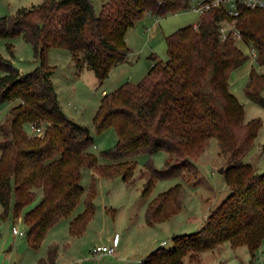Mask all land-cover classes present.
Segmentation results:
<instances>
[{
    "label": "trees",
    "instance_id": "obj_1",
    "mask_svg": "<svg viewBox=\"0 0 264 264\" xmlns=\"http://www.w3.org/2000/svg\"><path fill=\"white\" fill-rule=\"evenodd\" d=\"M190 9L189 0H106L96 9L92 0H44L13 15L0 17V38L22 40L32 47L36 67L20 74L0 54V105L15 103L0 122L1 218L21 217L30 248L38 249L46 233L68 218L84 189L82 172L91 177L84 210L69 223L72 236L81 235L94 215L97 177L120 178L132 184L135 157L164 152L162 169L151 161L140 173L141 195L148 198L158 181L196 170V161L215 139L225 155L223 176L229 194L191 234L175 235L171 247H158L139 264H184L189 256L229 243L245 246L253 256L264 239V173L246 161L262 126L260 119L245 121L244 106L230 92L232 71L249 56L233 37L220 41L219 23L231 20L223 9L200 15L196 29L185 26L165 37L167 59L153 64L137 83L126 82L104 94L93 117L97 134L109 127L117 133L116 145L101 153L109 164H98L88 150L93 138L62 111L48 64L52 49L67 50L77 69L85 62L101 83L129 54L128 30L145 14L157 19ZM243 42L264 67V8H240L236 23ZM7 51L13 57L9 43ZM264 75L252 67L244 94L264 108ZM35 123L42 135L28 134ZM41 191V199L30 209ZM180 183L147 203L148 226L164 222L183 206ZM57 249L50 247L38 264H55Z\"/></svg>",
    "mask_w": 264,
    "mask_h": 264
},
{
    "label": "rangeland",
    "instance_id": "obj_2",
    "mask_svg": "<svg viewBox=\"0 0 264 264\" xmlns=\"http://www.w3.org/2000/svg\"><path fill=\"white\" fill-rule=\"evenodd\" d=\"M43 1L0 0V17L13 15L20 8L38 6ZM105 1L94 0L93 3L96 9H99ZM199 19L200 14L192 9L158 20L145 14L127 32V44L132 50L127 62L111 70L109 77L101 83L85 62L80 69H77L67 50L55 49V52L50 56L49 64L55 66L52 81L62 111L70 120L89 129L93 144L88 152L97 157L98 164L111 163L101 157V153L113 148L118 140L113 127L97 134L93 126V117L103 97L102 91L105 90V94H109L126 82H139L152 65V55L162 61L167 59L165 37L182 27L196 25ZM9 43L13 47L12 64L15 69L24 72L32 71L35 64L37 65L32 47L25 43L21 37L0 38V54L3 57L9 56L7 51ZM238 47L245 55L250 56L248 45L241 46L239 44ZM250 58L252 57L250 56ZM250 64V60L246 61L241 67L232 71L230 76L233 81L231 87L241 90L244 97H246L244 88L247 78L242 77L240 73L248 70ZM254 67L260 70L257 65ZM238 76L243 79L235 78ZM5 114L6 112L0 116V120ZM24 129L28 134L31 133L28 125ZM166 158L167 154L164 152L136 156L137 170L129 188L125 187L120 178H101L98 180L97 177V196L93 201L96 215L93 222L87 226V233L82 238L75 239L71 244L72 252L68 256V250L62 248L67 245L66 242L71 238L68 232V223L84 210V200L91 180L90 169L83 170L80 185L84 189V194L77 207L70 217L63 218L55 230L45 235L43 244L38 249L30 248L25 237H14L11 233V222L13 221L3 219L0 216V264H18L19 261L32 264L34 258L46 256L52 242H56L59 250L65 252L64 254L68 257V264H139L141 258H144L149 252L155 237L161 238L160 240L165 239L166 248H169L172 245L171 238L174 236L170 233L191 234L196 232L198 221L207 212L209 205L222 201V197L226 196L229 191L223 174L219 172L225 166L226 157L221 153L217 141L210 139L206 150L196 161V170H191L180 177L158 181L148 198L142 197L141 191L144 180L140 179V173L145 170V165L149 161L157 169H162ZM177 183L184 186L181 210L162 226L152 229L145 225L143 214L146 203ZM41 195V191H39L34 203L26 210L37 204ZM104 202L108 206L106 212L103 210ZM16 223L21 226L17 219L14 220V224ZM115 232H118L121 237L120 246L116 249V256L97 259L96 256L101 255L93 253V248L106 244ZM89 246H91L90 251ZM259 248L264 250V239ZM248 261H250V254L245 246L232 249L229 243H225L218 253L206 252L202 254L198 263L190 262L186 258L184 264H249ZM258 261L257 259L256 264L264 263ZM62 262L64 261L60 258V264H63Z\"/></svg>",
    "mask_w": 264,
    "mask_h": 264
},
{
    "label": "crops",
    "instance_id": "obj_3",
    "mask_svg": "<svg viewBox=\"0 0 264 264\" xmlns=\"http://www.w3.org/2000/svg\"><path fill=\"white\" fill-rule=\"evenodd\" d=\"M94 1V0H93ZM150 17H152V16H150ZM152 18H154V17H152ZM154 19H157V18H154ZM158 20V19H157ZM126 44H127V35H126ZM246 45L244 42H237L236 43V45H237V47H238V45ZM127 46H128V44H127ZM128 48H129V54H128V56H127V59H126V61L125 62H127V60H128V58H129V56L132 54V50H131V48L128 46ZM239 48V47H238ZM240 49V48H239ZM250 49V48H249ZM241 50V49H240ZM242 51V50H241ZM53 52H55V49H52V50H50V52H49V54H48V64H49V60H50V56L53 54ZM249 54H250V56L252 57V58H249V60H250V66H249V68H248V70H246L245 72H241L240 74H241V76L242 77H246L247 79H248V75H249V72H250V70H251V68L252 67H254V65H255V62H254V56L251 54V50L249 51ZM249 56V57H250ZM153 57H155V55H152L151 56V62H152V64H153ZM4 58H6V59H9V60H11V62H12V59H13V57H10V55L9 56H7V57H4ZM35 62V61H34ZM124 62V63H125ZM35 64V63H34ZM121 64H123V63H120V64H118L117 66H119V65H121ZM252 64H254V65H252ZM50 65V64H49ZM51 67H53V68H55V66H52V65H50ZM117 66H115L114 68H116ZM152 66V65H151ZM35 67H36V64H35ZM34 67V68H35ZM259 68H260V70L259 69H256L260 74H263L264 75V67H262V66H258ZM33 68V69H34ZM113 68V69H114ZM151 68V67H150ZM149 68V69H150ZM112 69V70H113ZM149 70H147L146 72H145V74L148 72ZM18 72L20 73V74H25V73H28L29 71H27V72H24L23 70H20V69H18ZM53 73H54V70H53V72H52V76H51V81H52V77H53ZM144 74V75H145ZM232 77H230V81H229V84H230V87H229V89H230V92L232 93V94H234L235 95V97L239 100V102L240 103H242V105L244 106V111H245V121L246 122H248V121H250V120H252V119H256V118H258V119H260L261 120V122H262V126H261V128H260V130H259V132H258V135H257V137H256V139H255V142H254V146H253V148H252V150L250 151V153L247 155V157H246V161L248 162V163H250L253 167H255L256 169H257V171L259 172V173H264V108H262V107H260L259 105H257V104H255V103H253V102H251L249 99H247L246 97H244V95H242V92H241V90L239 91L238 89H236V88H233V87H231L233 84V81H232V79H231ZM235 78H239V76L238 77H235ZM240 80H242L243 78H239ZM247 79L245 80V85H246V83H247ZM52 83H53V81H52ZM54 85V84H53ZM120 87V86H119ZM55 88V87H54ZM105 94V90H103L102 91V95H104ZM262 96H263V98H264V91L262 92ZM59 100V99H58ZM15 103H8V104H3V105H0V116H3V114H4V112H6L7 113V111H8V109L10 108V107H12L13 105H14ZM3 119V118H2ZM0 122H1V120H0ZM90 172H91V177L93 176V175H95L94 174V172L92 171V170H90ZM82 175H83V172H82ZM102 177H98V180H100ZM113 179H115V178H113ZM123 183L125 184V187L126 188H129V187H131L130 185H128L127 183H125L124 181H123ZM228 188V187H227ZM88 190V189H87ZM228 190H229V188H228ZM229 194V191L226 193V196ZM97 196V195H96ZM226 196H223L222 197V199H224ZM97 199V198H96ZM221 199V200H222ZM149 202V201H148ZM147 202V203H148ZM147 203H146V205H145V209H146V206H147ZM221 203V201H219L218 203H216V204H210L209 205V207H208V210H207V212L202 216V218L198 221V228H197V231L200 229V227L202 226V224H203V222H204V220L207 218V216L210 214V212L215 208V207H217L219 204ZM183 207V206H182ZM108 209V206L105 204V202H104V204H103V210L106 212V210ZM112 210H113V207H112ZM1 213H2V209H1V207H0V215H1ZM144 213H145V211H144ZM95 215H96V208H95V211H94V215H93V217L91 218V220L88 222V224H87V226L89 225V223H92L93 222V219H94V217H95ZM143 217H144V214H143ZM171 219V218H170ZM9 220V219H8ZM62 220V219H61ZM61 220H59L47 233H49V232H51V231H53V230H55L56 228H57V226H58V224H59V222L61 221ZM169 220V219H168ZM168 220H166V221H164V222H161V223H158V224H155V225H153V226H149V227H151L152 229L153 228H156L157 226H162L163 224H165V223H167L168 222ZM71 221V220H70ZM70 221H69V223H70ZM17 222L18 223H20L21 224V226H24L23 225V222H22V218L21 217H19V218H17ZM144 222H145V217H144ZM12 223V225H14V222H11ZM69 223H68V232H69ZM17 224V223H16ZM145 225H147L146 224V222H145ZM87 226H86V229L84 230V232L81 234V235H79V236H72V235H70V233H69V235H70V239L66 242L67 243V245H64V247H62L64 250H70V252H68L67 251V256L69 255V254H71V250L72 249H70L71 248V244H73V242H74V240L76 239H79V238H82L86 233H87ZM148 226V225H147ZM12 233V232H11ZM47 233H46V235H47ZM157 234V233H156ZM170 234H172V235H183L182 233L181 234H176L175 232H173V233H170ZM100 236V235H99ZM157 236H158V234H157ZM14 237H17V236H14ZM117 240V242H116V249L120 246V240H121V237H120V235H119V233L118 232H115L114 234H113V237L111 238V240H108V242H109V244H108V242L106 243V244H102V245H113V243H114V240ZM159 239V240H158ZM161 238H159V237H155L154 239H153V244H152V246H151V248L148 250L149 252H147V254H146V256H144V258H141L142 260L143 259H145L153 250H155L156 248H158V247H165L166 248V246H167V242H166V240L165 239H162V240H160ZM172 239V238H171ZM44 241V240H43ZM43 241H42V243L41 244H43ZM163 243H165V244H163ZM97 245H99L98 244V242H97ZM53 246H55L56 247V249H57V254H56V259H55V264H60V258L61 259H63V261L64 262H62L63 264H68V257H66V255L64 254L65 252H62V251H60L59 250V246H58V244L56 243V242H52L51 244H50V246H49V249H50V247H53ZM223 246V245H222ZM222 246H220V247H217V248H215L214 250H210V251H206V252H211V254H214V253H218L221 249H222ZM67 248V249H66ZM90 248H91V246H89V251H90ZM232 248V247H231ZM49 249H48V251H49ZM232 249H234V248H232ZM236 249V248H235ZM48 251H47V254H46V256L45 257H43V256H41L40 258H34V261L32 262V264H38V261L40 260V259H46L47 258V255H48ZM206 252H202V253H200L199 255H197V257H195V258H190L189 256H187L186 258L188 259V261H190V262H193V263H198L199 261H200V259H201V256H202V254H205ZM250 254V253H249ZM116 256V253L113 255V256H108V255H101V256H96L97 257V259H103V258H110V257H115ZM263 256H264V250H261V248H259L258 249V251L252 256L251 254H250V261H248L249 262V264H256V262H257V259L259 260V261H263L264 262V258H263ZM185 258V259H186ZM141 260V261H142ZM66 261V262H65ZM140 261V260H139ZM140 261V262H141ZM258 261V262H259ZM139 262V263H140ZM24 262H22V261H19V263L18 264H23ZM25 264V263H24ZM264 264V263H263Z\"/></svg>",
    "mask_w": 264,
    "mask_h": 264
},
{
    "label": "built area",
    "instance_id": "obj_4",
    "mask_svg": "<svg viewBox=\"0 0 264 264\" xmlns=\"http://www.w3.org/2000/svg\"><path fill=\"white\" fill-rule=\"evenodd\" d=\"M190 9L197 11L202 15L205 11H208L212 8L223 9L228 16L231 17V20L221 21L219 23L218 32L220 36V41H225L228 37H233L235 42H243L241 33L236 27L237 17L239 16L240 8H246L250 10L264 8V0H189ZM198 25H193V28L196 29ZM251 54L254 56V52L251 51ZM30 129V134L32 135H42L43 127L38 126L35 123L28 124ZM11 232L14 236L25 237L26 229L24 226H19L14 224L11 227ZM116 242L114 240L113 245H100L93 248V253L100 255L113 256L116 253ZM165 244V243H163Z\"/></svg>",
    "mask_w": 264,
    "mask_h": 264
},
{
    "label": "water",
    "instance_id": "obj_5",
    "mask_svg": "<svg viewBox=\"0 0 264 264\" xmlns=\"http://www.w3.org/2000/svg\"><path fill=\"white\" fill-rule=\"evenodd\" d=\"M18 71V70H17ZM84 130H85V133L88 135L89 134V129L88 128H84ZM223 171H224V169L223 168H221L220 169V173H223Z\"/></svg>",
    "mask_w": 264,
    "mask_h": 264
}]
</instances>
